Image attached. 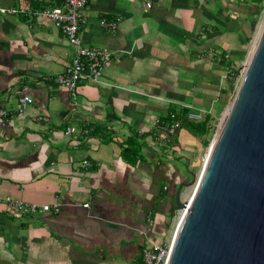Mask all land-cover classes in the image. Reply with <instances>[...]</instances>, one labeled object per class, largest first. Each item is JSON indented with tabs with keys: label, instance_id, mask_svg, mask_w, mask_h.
<instances>
[{
	"label": "crops",
	"instance_id": "1",
	"mask_svg": "<svg viewBox=\"0 0 264 264\" xmlns=\"http://www.w3.org/2000/svg\"><path fill=\"white\" fill-rule=\"evenodd\" d=\"M61 1L0 0V8L25 9L0 12V109L7 112L0 124V264H142V246L162 240L151 235L164 233L168 196L180 180L161 159L165 146L195 148L185 130L177 141L180 126L154 139V120L180 108L209 110L226 92L229 49L244 42L232 6L252 4L87 0L78 36L84 46L107 48L110 60L96 83L80 78L72 96L50 78L64 70L73 47L49 20L26 12ZM216 1L230 5V22L220 7L213 10ZM101 17L114 20V29L102 27ZM22 95L31 102L18 113ZM5 196L58 201L59 208L9 215Z\"/></svg>",
	"mask_w": 264,
	"mask_h": 264
},
{
	"label": "water",
	"instance_id": "2",
	"mask_svg": "<svg viewBox=\"0 0 264 264\" xmlns=\"http://www.w3.org/2000/svg\"><path fill=\"white\" fill-rule=\"evenodd\" d=\"M247 56L198 176L175 187L167 264H264V18Z\"/></svg>",
	"mask_w": 264,
	"mask_h": 264
},
{
	"label": "built area",
	"instance_id": "3",
	"mask_svg": "<svg viewBox=\"0 0 264 264\" xmlns=\"http://www.w3.org/2000/svg\"><path fill=\"white\" fill-rule=\"evenodd\" d=\"M86 2L87 0H62L58 6L38 10H26L27 13L37 17L42 16L49 20L73 47V54L64 70L50 78L55 85L64 88L72 96L74 95L77 81L80 78H85L89 82L96 83L102 68L110 60V52L107 48L84 46L80 41L78 28L80 23L85 20L82 15V9ZM149 6L150 3L145 2V8H148ZM0 12H25V9L0 8ZM99 23L107 30H112L115 27L114 20H107L103 17L100 18ZM18 100L19 107L17 108V112L21 113L23 112V106L30 103L31 98L27 95H22ZM203 112L204 111L189 108L186 113V119L194 122L199 121ZM6 116L7 112L0 109V124L7 120ZM34 119L37 121H46V117L39 115H35ZM154 126L156 128L154 139L158 140L162 134L168 136L174 135L180 126V122L174 118L173 113H169L168 118L165 120L159 121L158 119H155ZM72 130L73 128L71 127L66 128L65 133H69ZM205 159L206 154L204 152L201 158V164ZM90 165L91 163L88 160L82 161L83 167H88ZM2 202L8 214L15 216H36L43 213H56L59 208L58 201L40 204L5 196L2 198ZM84 206H86V204H84ZM182 212V209L175 211L173 229L167 238H164L157 243L148 242L142 246L140 254L142 264H167L171 252L173 235Z\"/></svg>",
	"mask_w": 264,
	"mask_h": 264
},
{
	"label": "rangeland",
	"instance_id": "4",
	"mask_svg": "<svg viewBox=\"0 0 264 264\" xmlns=\"http://www.w3.org/2000/svg\"><path fill=\"white\" fill-rule=\"evenodd\" d=\"M252 1L253 0H248V2H252ZM241 2H243V1H241ZM251 4L252 5L245 4V5H239V6L234 4L232 6V11L237 12V14H238V16L236 17V20L239 19V22L242 25L243 38H244L243 41L244 42H243V44L239 45L241 51L235 43L232 44L233 45L232 52L229 49L228 58L230 61V66H231V68H235V72H234L231 79L226 80L227 83H226L225 87L229 86L228 89L226 88V92H222L221 94H219L217 96L218 101H213L211 104L213 106L209 109L210 114L213 115V120H212V130H211V133L208 135V142L211 140V138L213 136L214 130L216 129L217 124L220 120V115H221L222 111L229 104V102L231 101V98H232V96L236 90L239 79L243 73L244 64H245L246 60L248 59L247 53L248 54L250 53V50H251L252 46L254 45L256 33L258 31V28L261 27L262 20L264 18V1L262 2V7L260 9H255V8L251 7V6H254L253 3H251ZM218 7H220L219 8L220 11H225L221 14H223V16L225 18H228V20L230 22L231 19L228 17L230 15V13L228 15L226 13L228 11H231L230 5L224 7V6H220V3L218 1L213 3V10H215ZM252 12H254V13L256 12V14H253V18H250V15H248L247 17L245 16V18L243 17L244 15H247L248 13L250 14ZM236 20H234V21H236ZM230 28H231V26H230ZM239 43H240V41H239ZM223 69H226V68L223 67ZM228 69H229V67H228ZM222 102H223V104L221 106H218ZM184 130L189 133V131H187L185 129V127L181 128L179 131L178 138L176 137L178 142H181L184 140V137L186 136L185 135L186 133ZM194 144H195V148L193 149L192 153L186 151L182 146H180V147L176 146L175 147L176 149H173L172 146H170V147L165 146V150L163 151V154L161 155L162 161L164 163H168L170 165V170L172 172H175V174L182 179L188 180L190 178V174H189L190 172H197L198 169H199V171L201 169V158H202V155L204 153V149L207 146V144L201 145L197 141L196 138L194 140ZM199 171L197 173V176L199 174ZM197 176H196V178H197ZM189 190L190 189H185L184 192L187 194L189 192ZM190 191H192V188ZM171 202H172V199L170 200V203ZM174 213L175 212H171L170 215H168V216L166 215L167 217L165 218V220H166L165 222L167 223V225L166 226L163 225V232L164 233L162 235L153 233L151 235L154 238L153 240L158 241L160 238L163 240L164 238L168 237L171 230L173 229V224H174V220H175Z\"/></svg>",
	"mask_w": 264,
	"mask_h": 264
},
{
	"label": "trees",
	"instance_id": "5",
	"mask_svg": "<svg viewBox=\"0 0 264 264\" xmlns=\"http://www.w3.org/2000/svg\"><path fill=\"white\" fill-rule=\"evenodd\" d=\"M246 1V0H245ZM264 0H253L251 3L254 4V8L255 9H260L262 7V2ZM247 3V2H246ZM256 14V13H255ZM250 17H252V13H250ZM222 63L223 62V58H221L220 60ZM227 67H229L228 71H227V76H225L227 79H231L234 72H235V68H231L230 66V61L228 60L227 62ZM231 88V87H230ZM223 92L225 90H222ZM223 104L220 103L218 106H221ZM188 109L187 108H180L178 111L173 112L174 118L180 121V127H185V129L187 131H189V133L191 135H193L197 141L202 145L207 144L208 142V135L211 133L212 130V120H213V115L210 114L209 110H205L202 113L201 119L199 121H188L186 119V113H187ZM172 113V112H171ZM168 118V115L167 117ZM125 151H128L127 149H125ZM130 151H128L129 153ZM181 181V179L174 185L173 187V191L172 193H170V195L168 196V200H169V205H168V210L166 212V215H170L172 212L171 209V203L170 200L173 199V194H174V190L176 185ZM165 216V218L167 217ZM166 220L164 219L163 225L166 226L167 223L165 222Z\"/></svg>",
	"mask_w": 264,
	"mask_h": 264
},
{
	"label": "bare ground",
	"instance_id": "6",
	"mask_svg": "<svg viewBox=\"0 0 264 264\" xmlns=\"http://www.w3.org/2000/svg\"><path fill=\"white\" fill-rule=\"evenodd\" d=\"M196 179H197V178H196ZM189 195H190V194H189ZM189 195H188V196H189Z\"/></svg>",
	"mask_w": 264,
	"mask_h": 264
},
{
	"label": "flooded vegetation",
	"instance_id": "7",
	"mask_svg": "<svg viewBox=\"0 0 264 264\" xmlns=\"http://www.w3.org/2000/svg\"><path fill=\"white\" fill-rule=\"evenodd\" d=\"M171 204H172V202H171Z\"/></svg>",
	"mask_w": 264,
	"mask_h": 264
}]
</instances>
